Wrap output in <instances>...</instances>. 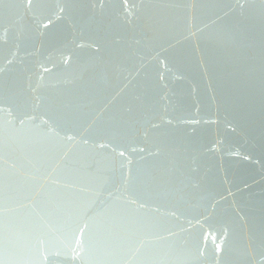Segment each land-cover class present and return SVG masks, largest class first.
<instances>
[{"label": "water", "instance_id": "1", "mask_svg": "<svg viewBox=\"0 0 264 264\" xmlns=\"http://www.w3.org/2000/svg\"><path fill=\"white\" fill-rule=\"evenodd\" d=\"M0 264H264V0H0Z\"/></svg>", "mask_w": 264, "mask_h": 264}]
</instances>
